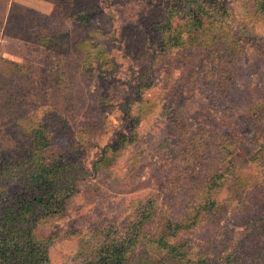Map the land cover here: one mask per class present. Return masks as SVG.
<instances>
[{
	"label": "rangeland",
	"instance_id": "rangeland-1",
	"mask_svg": "<svg viewBox=\"0 0 264 264\" xmlns=\"http://www.w3.org/2000/svg\"><path fill=\"white\" fill-rule=\"evenodd\" d=\"M53 152L40 264H264V0H0V225Z\"/></svg>",
	"mask_w": 264,
	"mask_h": 264
},
{
	"label": "trees",
	"instance_id": "trees-1",
	"mask_svg": "<svg viewBox=\"0 0 264 264\" xmlns=\"http://www.w3.org/2000/svg\"><path fill=\"white\" fill-rule=\"evenodd\" d=\"M37 130L35 141L41 146L46 142V137L43 134V128H38ZM36 152L37 150L31 154ZM54 153H49L48 155L38 153V156L30 158L34 165V171L29 173V177L23 183L22 187L25 190L21 194H17V196L14 195L15 198L11 204L6 205L2 211L0 264H40V262H43L42 258L46 257L44 250L35 249L36 245L32 243L33 240L29 229L21 232V229H3V227L15 223L20 224L28 220L32 214L34 218H37L44 212H48L47 210L52 204L51 198L55 197L58 192L60 176L63 174L66 176L61 168L63 167L61 161L59 162V158L54 156ZM212 184H214L213 181ZM39 207H45L44 211L40 213ZM62 208L63 202L61 199L60 209L62 210ZM172 226L169 221L168 229ZM174 226L176 228L184 227L179 223L174 224ZM129 238L132 237L129 236L127 240ZM124 241L105 243L102 249L106 255L103 257L102 262H106L107 258H109L111 262L106 264H123L124 252L127 250V247L123 245ZM96 255L99 256L98 251H96Z\"/></svg>",
	"mask_w": 264,
	"mask_h": 264
}]
</instances>
